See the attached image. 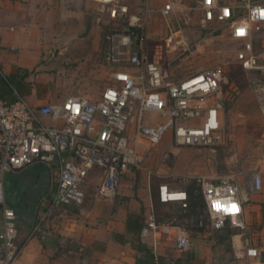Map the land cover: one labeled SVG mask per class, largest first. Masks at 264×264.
<instances>
[{
  "label": "built area",
  "instance_id": "built-area-1",
  "mask_svg": "<svg viewBox=\"0 0 264 264\" xmlns=\"http://www.w3.org/2000/svg\"><path fill=\"white\" fill-rule=\"evenodd\" d=\"M89 1L109 5L111 19L127 13L121 0ZM195 9L200 12L202 26L224 27L229 38L239 44L235 54L243 70L264 74V0H195ZM180 12L179 2L174 0L160 9L164 19L176 18ZM148 15L145 10L142 18L134 17L135 23L128 25L138 29L137 32L125 28L109 37L106 58L119 67L95 100L81 91L59 103L40 106H33L23 98L12 102L0 99V264H13L20 253L15 212L5 197L6 172L36 162L54 164L52 202L69 206L83 202L82 184L96 167L102 171L97 195L113 201L124 173L140 170L148 177L155 174L145 165V158L164 133L171 132V148L215 149L220 144L224 109L221 72L208 68L180 80L171 79L159 57L150 56L145 50L142 24ZM256 44H259L257 51ZM0 73L4 74L1 68ZM145 113L158 114L162 120L147 121ZM46 117L53 123L45 122ZM167 157L168 153H164L161 162H168ZM239 176L240 172L231 171L216 181L197 177L194 194L201 195L203 205L186 221L214 231L222 230L225 223L243 229V205L251 193L261 189V178L254 175L243 189ZM157 197L161 203L178 205L183 210L189 206L187 191L166 183L158 185ZM217 204L219 209L215 207ZM231 205L236 206L235 211H226ZM39 230L35 226L32 233ZM162 234L173 235L175 249L180 253L193 249V240L177 217L160 220L151 208L139 238L150 239L155 254ZM232 247L236 264L258 256L257 248L244 244L239 235L232 236Z\"/></svg>",
  "mask_w": 264,
  "mask_h": 264
},
{
  "label": "crops",
  "instance_id": "crops-1",
  "mask_svg": "<svg viewBox=\"0 0 264 264\" xmlns=\"http://www.w3.org/2000/svg\"><path fill=\"white\" fill-rule=\"evenodd\" d=\"M54 1L0 0V68L8 77L24 75L21 80H17V77L16 82H21V94L33 106L56 104L55 98L59 95L57 86H63L58 79L54 80L40 71L74 60L75 48H81V54L86 52L79 45L80 42L77 43L78 47L66 44L58 48L48 43L57 34L55 21H69L72 14L52 11L49 5ZM120 2L126 6L125 0ZM91 51H100L98 39L91 42ZM72 82L70 80L68 84ZM74 87L73 84L74 90L65 94L67 96L64 95V99L81 91L89 99L95 100L101 91L92 80L79 84L78 88ZM45 122L53 123V120L46 117ZM170 141L171 132L168 131L151 153L146 155L147 167L154 171L149 160L161 145H164L163 152L172 157L171 161L166 162L167 167H173L178 151L169 149ZM55 170L54 164L36 162L4 175L6 202L15 212L16 243L20 248L13 264H203L225 259H228L226 264H236L233 235H239L244 244L258 250L256 258L241 260L237 264H264V160L258 169L243 174L240 172L241 188L245 189L253 176L258 175L261 189L251 193L249 201L243 205L244 228L230 227L233 233L228 238L231 241L228 252L220 249L221 243L227 239L221 240V237L226 233L214 236V233L223 229H197L187 224L186 220L181 225L188 230L194 243L193 249L187 253L175 249L172 234L161 235L155 254L150 239L140 240L139 236L132 238L133 232L128 231L126 226L129 216L143 214L146 217L151 208H155L158 216L160 210L174 206H154L153 195L157 194L158 185L168 184L157 178H165L166 174L160 173L159 176L155 172L148 177L145 171L140 170L124 173L115 200L107 201L97 195L102 171L94 167L82 184L83 202L60 206L52 202ZM96 175L99 177L97 180ZM1 224L0 207V228ZM35 226L40 230L32 233ZM137 241L142 243L138 247ZM145 248L152 252H146Z\"/></svg>",
  "mask_w": 264,
  "mask_h": 264
},
{
  "label": "rangeland",
  "instance_id": "rangeland-1",
  "mask_svg": "<svg viewBox=\"0 0 264 264\" xmlns=\"http://www.w3.org/2000/svg\"><path fill=\"white\" fill-rule=\"evenodd\" d=\"M167 1L169 0H125L127 13L116 19L109 16L110 6L99 2L56 0L49 5L53 8L52 11L72 14L69 21H55L54 29L57 34L48 43L58 48L80 42L79 45L86 50L81 54L82 49L75 48L74 60L62 62L59 68L52 66L40 71L63 84L62 87L59 86L61 84L57 86L59 95L55 101L59 103L64 100L63 96L74 90L73 84L74 88H78L79 84L92 80L101 90L110 84L111 75L119 65L112 64L106 58L109 37L121 33L126 24L135 23L133 18H142L147 10L149 15L142 24L146 52L150 56L159 57L160 64L173 80H180L208 68L218 69L222 74L220 94L224 106L220 144L215 149H175L169 146V149L178 151L171 168L161 162L166 153L163 152L164 145H161L149 160L157 175L166 174L165 178L157 179L165 180L173 188L187 191L190 185L196 187L197 177L216 181L226 172L243 174L258 169L264 160V76L259 71H245L239 67L235 54L239 44L229 38L224 27L202 26L200 12L195 9V0H174L179 2L181 12L176 18L164 19L160 15V9ZM171 36V41H168ZM95 39L100 42L98 53L91 51V42ZM255 50H259V44L255 45ZM70 80L74 83L68 84ZM65 82L67 84L64 86ZM144 119L158 122L162 117L155 113H145ZM167 159L171 161L172 157L168 155ZM96 177L97 180L99 177ZM180 215L179 208L173 206L160 210L158 219H179ZM226 227L231 226L225 223L223 230L214 233V236L225 234ZM230 244L231 241L227 238L221 243L220 249L228 252ZM227 261L225 259L216 263L226 264Z\"/></svg>",
  "mask_w": 264,
  "mask_h": 264
},
{
  "label": "trees",
  "instance_id": "trees-1",
  "mask_svg": "<svg viewBox=\"0 0 264 264\" xmlns=\"http://www.w3.org/2000/svg\"><path fill=\"white\" fill-rule=\"evenodd\" d=\"M125 28H128L130 31L133 30L135 32L138 31V29H135L134 27H130L127 24L125 25V27L122 29V32L125 31ZM241 68V66H239ZM242 69V68H241ZM264 76V74H262ZM18 77V79H17ZM24 77L23 74H19L18 76H12V77H8L5 76L4 74L0 73V99H6L8 101H15L18 98H24V96L21 94V82H16L17 80H21ZM197 188L194 187V185H190V188L187 190V193L189 195V206L187 209L183 210L182 208H180L177 205H174L176 207L179 208V212H181V215L179 217L180 223L182 220L181 224L183 223V220H186V218L190 215V214H195L197 213L198 208H200L203 205V199L201 197L200 194L195 195L194 194V189ZM153 201H154V206L160 207L161 205H166L163 204L159 201L157 194L153 195ZM155 210V208H154ZM183 212V214H182ZM156 217L159 218L156 214ZM145 221V215L141 214H133L132 216H129L127 219V230L133 232L132 234V238L134 239L136 236H139V231L141 229V227L143 226ZM187 222V221H186ZM187 224L194 226L197 229H203V228H198L195 224L187 222ZM226 234L224 236L221 237V240H224L226 238H229L230 234L233 233V229L230 227H226ZM191 236V235H190ZM138 243L136 244V247H138L140 244H142L140 241H137ZM146 252H152V250H148L147 248H145Z\"/></svg>",
  "mask_w": 264,
  "mask_h": 264
},
{
  "label": "clouds",
  "instance_id": "clouds-1",
  "mask_svg": "<svg viewBox=\"0 0 264 264\" xmlns=\"http://www.w3.org/2000/svg\"><path fill=\"white\" fill-rule=\"evenodd\" d=\"M216 207V205H215ZM236 206L235 205H231L228 209H226V211H235Z\"/></svg>",
  "mask_w": 264,
  "mask_h": 264
},
{
  "label": "snow or ice",
  "instance_id": "snow-or-ice-1",
  "mask_svg": "<svg viewBox=\"0 0 264 264\" xmlns=\"http://www.w3.org/2000/svg\"><path fill=\"white\" fill-rule=\"evenodd\" d=\"M216 207L219 209L220 208V205L217 204Z\"/></svg>",
  "mask_w": 264,
  "mask_h": 264
}]
</instances>
